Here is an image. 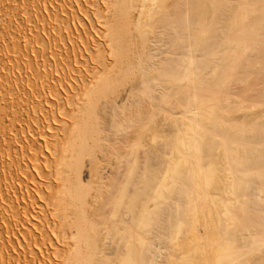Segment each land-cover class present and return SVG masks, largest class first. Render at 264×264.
Wrapping results in <instances>:
<instances>
[{
	"label": "bare ground",
	"instance_id": "1",
	"mask_svg": "<svg viewBox=\"0 0 264 264\" xmlns=\"http://www.w3.org/2000/svg\"><path fill=\"white\" fill-rule=\"evenodd\" d=\"M0 20V264H264V0Z\"/></svg>",
	"mask_w": 264,
	"mask_h": 264
},
{
	"label": "rangeland",
	"instance_id": "2",
	"mask_svg": "<svg viewBox=\"0 0 264 264\" xmlns=\"http://www.w3.org/2000/svg\"><path fill=\"white\" fill-rule=\"evenodd\" d=\"M13 11L16 12V10H13ZM1 24H2V21L0 20V25H1ZM130 79H131L130 81H129V78L127 79V80H128L127 83H128V82H130V83H132V82H133V83H136V82H137V79L134 78V77H131Z\"/></svg>",
	"mask_w": 264,
	"mask_h": 264
}]
</instances>
